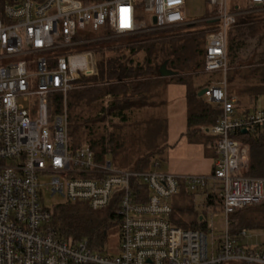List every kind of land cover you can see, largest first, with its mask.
I'll return each instance as SVG.
<instances>
[{"label": "built area", "instance_id": "obj_1", "mask_svg": "<svg viewBox=\"0 0 264 264\" xmlns=\"http://www.w3.org/2000/svg\"><path fill=\"white\" fill-rule=\"evenodd\" d=\"M206 1L214 14L202 20L216 28L206 34L203 70L223 76L204 93L221 107L210 129L217 150L210 175L114 167L88 144L71 146L65 109L49 112L52 95L66 100L99 74L89 44L100 38L89 31L105 28L119 37L195 24L186 16V0H0V264H264V229L243 228L236 236L230 221L236 210L264 202V176L247 174L249 146L235 137L243 129L264 132V108L239 114L228 92V42L245 12L230 0ZM247 1L264 7V0ZM141 12L149 24L137 19ZM45 177L52 194L65 201L92 210L116 207V253L59 236L43 196ZM184 189L205 190L211 196L207 214H223L211 251L206 231L174 221V200ZM205 222L211 231L213 224Z\"/></svg>", "mask_w": 264, "mask_h": 264}, {"label": "trees", "instance_id": "obj_2", "mask_svg": "<svg viewBox=\"0 0 264 264\" xmlns=\"http://www.w3.org/2000/svg\"><path fill=\"white\" fill-rule=\"evenodd\" d=\"M92 1L99 0H84L86 3ZM231 6L233 9H242L239 3ZM213 14L212 11L205 17ZM137 19L146 20V23L149 24L148 14L141 12ZM213 23V21L204 22L202 29H195L192 32L145 31L129 35L126 39L110 37L111 32L105 28L94 32L89 31L90 37L100 38L89 44V48L95 51L99 74L88 80L86 85L90 84L89 87L71 91L67 105L69 107L74 105V100L85 105L97 101L96 106L99 108V113L103 111L105 116L112 115L121 122H127L135 110L154 108L157 104L150 100H154L156 92L159 91L164 80L172 78L173 81L168 82L167 86L171 83H179L187 88L188 127L186 135L188 139L191 142L206 143L210 139L207 129H211L210 126L221 114V108L208 103L206 101L208 99L204 96H199V91L210 83L194 88L191 72L200 66V60L197 58V43L206 33L216 28ZM193 25L195 26L196 23ZM231 33L229 38L230 53L235 47L241 45L240 41L243 39H256L264 34V14L241 16ZM165 60L169 61L168 66L178 71V74L169 77L159 75V67ZM258 61L264 66V52ZM248 65V71L245 73H242L238 66L242 68L246 65L242 63L229 65L227 79L228 83H231L238 74L237 76L247 84L238 89L233 88V90L241 96H251L253 100H256L261 94H264V76L261 75L264 74V68L258 66L259 64L256 66V62ZM259 75H261L259 79L261 84L250 85L248 83V80H256ZM100 100H109V103L101 106ZM64 106V96L58 93L52 95L49 100L50 115L62 113ZM73 119V113L69 112V136H71ZM235 137L249 146L250 164L247 174L264 176V132L244 133L240 131ZM118 140L114 132L108 136L103 131L92 136L87 144L94 149L98 159L104 160L107 153L116 154L115 149L121 141L118 142ZM70 142L74 147L71 138ZM202 192L207 193L205 190ZM181 195H183V202L180 201L181 204L174 202L175 209H177L174 214L175 223L185 228L201 229L208 233L210 229L205 222L206 211L204 210L201 214L190 205L184 206L185 199L190 198L189 200H191L194 194L184 189ZM210 197L206 198V205L211 204ZM180 199L182 200V198ZM256 205L258 204L238 209L230 216L233 235L237 236L243 228L264 229V202L259 206ZM112 221L119 227L120 218L114 205L101 210H92L87 204L65 201L53 208V222L62 239L72 242L87 239L92 249L103 253H107L104 248V237ZM228 263L245 264L237 261Z\"/></svg>", "mask_w": 264, "mask_h": 264}, {"label": "rangeland", "instance_id": "obj_3", "mask_svg": "<svg viewBox=\"0 0 264 264\" xmlns=\"http://www.w3.org/2000/svg\"><path fill=\"white\" fill-rule=\"evenodd\" d=\"M230 3L233 6L238 3L242 6L241 10L245 13L241 16H254L258 13L264 14V7L252 8L247 0H230ZM212 11L213 7L208 4L206 0H186V16L190 21H197L195 26L193 24H184L152 31L170 33L174 32V30L177 32H192L195 29H202L204 27L203 23L206 22L202 19ZM241 16H239V19ZM200 20L202 21L200 22ZM206 34L199 39L197 43V58L200 60V66L197 67L194 72H191V79L192 81L194 80V88L206 85L211 81H218L223 77L220 72H205L203 70V49ZM120 37L126 39L127 36H119V38ZM240 43L241 45L235 47L232 50L233 52L230 53V41L228 42L229 65L231 66L237 63L246 65V67L242 68L238 66L242 73L247 72L249 68L248 64L253 62H256V66L259 64L258 66L264 68V66L261 65L262 63L260 64L258 61V59H261L264 52V34L256 39L245 38L240 41ZM237 75L233 82L228 83L229 90L231 91H235L233 88L238 89L247 84ZM261 75L264 76L263 73ZM261 75L257 76L256 80H248V83L250 85L261 84L259 80ZM88 80H84L81 86L75 90L89 87L90 84L86 85ZM170 81H173V79H165L164 83L160 85L159 91L156 92L158 96L155 95L154 100H150L157 104L154 108L135 110L127 122H121L112 115L105 116L103 111L99 113V108L96 106L97 101L85 105L74 100V105L69 107L67 105L68 100H70L68 94L66 100H64V109L67 111V114L71 112L74 115L70 136L72 143H74V148L89 143L91 137L95 136L97 132L105 131L108 136L114 132L115 136L121 140L120 142L118 140L119 145L115 149L116 154L109 152L104 157V160L111 161L114 167L123 169L136 168L141 170L159 169L173 174L210 175V162L212 159L207 158L205 161L201 159L203 155L201 154L200 147L188 144L185 141L186 137H182L183 132L185 133V131H187L186 116L188 113V105L185 97L186 86L179 83H171L166 88ZM108 97L109 96H106V98ZM108 101L109 100H100L99 102L101 106H104V104L107 105L109 103ZM257 103L259 107H264V97H261ZM167 142L171 147H168ZM183 145L186 147L184 148ZM202 160L204 165L200 167L204 169V172L198 173L195 168L200 165L199 162ZM183 169L188 171L183 172ZM42 182L45 183L43 187V196L45 198V204L48 207L53 209L57 205L65 202L63 196L52 194L50 185L47 184L49 179L46 177L42 178ZM193 194L191 200H189L190 198L185 199L186 202L184 206L190 205L196 212L202 214L206 209V194L203 192ZM180 198H182V200ZM180 201L183 202V195H180L174 200L176 204H181ZM259 205L260 204L256 206ZM206 220L213 224L211 231H208L209 249L211 251L213 245L216 248L218 246V237L222 232L224 218L221 212L216 211L212 216L210 213L209 215L207 214ZM107 230V234L104 237L105 251L108 253H116L119 241L118 225L116 226V223L112 221ZM227 263L228 262L225 264Z\"/></svg>", "mask_w": 264, "mask_h": 264}, {"label": "crops", "instance_id": "obj_4", "mask_svg": "<svg viewBox=\"0 0 264 264\" xmlns=\"http://www.w3.org/2000/svg\"><path fill=\"white\" fill-rule=\"evenodd\" d=\"M170 85V84H169ZM168 85V86H169ZM167 86V87H168ZM185 86V85H184ZM228 92L230 95L234 96L236 98V102H235V106H236V110L239 114H249L251 112H253L255 109L257 108H264V107H259L257 104V101L261 98V97H264V94H261L256 100H253L251 98V96H241L238 92H235V91H231L229 90V87H228ZM187 96V88H185V97ZM109 98V97H108ZM186 101H187V98H186ZM208 103H211L212 105H214L215 107L217 108H221L218 104L214 103V102H211L210 100H206ZM188 105V104H187ZM187 111H188V106H187ZM187 113V112H186ZM186 120H187V127H188V113H187V116H186ZM214 124V123H213ZM212 124V125H213ZM211 127V126H210ZM187 130V129H186ZM186 132L185 133L183 132V136L186 137V142L190 145H196V146H199L200 147V151H201V154L203 155L201 157V159H203L204 161L207 160V158H211L212 161L210 162L211 164V168H210V171L212 172L213 170V167H214V164H215V161L217 159V150H216V137L210 132V128L207 129V132L210 136V139L206 142V143H202V142H191L187 135H186ZM168 144V142H167ZM184 148L186 147L185 145H183ZM168 147H171L170 144H168ZM203 160L200 163V165L195 168L197 170L198 173H201V172H204V169L200 166L204 165L203 164ZM188 170H184L183 169V172H187ZM198 196V195H197ZM205 204H206V201H205ZM207 206V205H206Z\"/></svg>", "mask_w": 264, "mask_h": 264}, {"label": "water", "instance_id": "obj_5", "mask_svg": "<svg viewBox=\"0 0 264 264\" xmlns=\"http://www.w3.org/2000/svg\"><path fill=\"white\" fill-rule=\"evenodd\" d=\"M153 20H154V22H156V18H155V17H154ZM168 62H169L168 60H165V61L160 65V67H159L158 72H159V75H160L161 77L173 76V75L178 74V71H175V70L171 69V68L168 66ZM205 91H206V87L202 88V89L199 91V93H198L199 96H203L204 93H205ZM242 132L246 133L247 130H246V129H243ZM201 218H202V216H201Z\"/></svg>", "mask_w": 264, "mask_h": 264}]
</instances>
